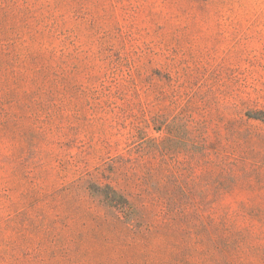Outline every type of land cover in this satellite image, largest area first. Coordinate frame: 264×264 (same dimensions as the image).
<instances>
[{"label": "rangeland", "instance_id": "obj_1", "mask_svg": "<svg viewBox=\"0 0 264 264\" xmlns=\"http://www.w3.org/2000/svg\"><path fill=\"white\" fill-rule=\"evenodd\" d=\"M0 264H264V0H0Z\"/></svg>", "mask_w": 264, "mask_h": 264}]
</instances>
